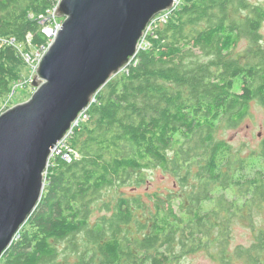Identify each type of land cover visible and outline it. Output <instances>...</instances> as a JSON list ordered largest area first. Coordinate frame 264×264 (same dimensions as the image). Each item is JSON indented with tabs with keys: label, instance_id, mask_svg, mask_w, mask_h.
Listing matches in <instances>:
<instances>
[{
	"label": "trees",
	"instance_id": "1",
	"mask_svg": "<svg viewBox=\"0 0 264 264\" xmlns=\"http://www.w3.org/2000/svg\"><path fill=\"white\" fill-rule=\"evenodd\" d=\"M52 7L0 0V101L28 70L17 47L47 45L40 21ZM263 22L264 4L181 0L151 23L68 137L77 158H50L40 202L0 264H170L198 252L217 264H264V227L253 223L264 214V174L246 178L247 159L216 138L237 129L252 102L264 110ZM241 40L247 49L235 55ZM249 156L264 164V140ZM156 169L178 190L138 193ZM242 222L253 242L233 246Z\"/></svg>",
	"mask_w": 264,
	"mask_h": 264
},
{
	"label": "water",
	"instance_id": "2",
	"mask_svg": "<svg viewBox=\"0 0 264 264\" xmlns=\"http://www.w3.org/2000/svg\"><path fill=\"white\" fill-rule=\"evenodd\" d=\"M174 0H60L31 97L0 113V258L40 202L52 150Z\"/></svg>",
	"mask_w": 264,
	"mask_h": 264
},
{
	"label": "rangeland",
	"instance_id": "3",
	"mask_svg": "<svg viewBox=\"0 0 264 264\" xmlns=\"http://www.w3.org/2000/svg\"><path fill=\"white\" fill-rule=\"evenodd\" d=\"M254 4H264V0H249ZM63 21V19H60ZM49 24V23H48ZM260 34L262 37V45L264 47V22L260 29ZM248 46L246 40H241L237 46L234 48V54L242 55ZM35 48L30 49L25 52H34ZM36 73L28 70L25 73V82L22 85L15 87L16 89L0 101V111L7 107H13L16 104L23 103L27 101L34 89L32 87V81L35 79ZM115 77V76H114ZM240 81L235 84L234 91L240 92ZM217 139L225 140L233 145L235 150H238L239 155L242 158L247 159V166L245 171V177L250 178L256 172L261 171L264 174V164L262 160L258 157H250L252 151L258 152L260 150L262 142L264 140V110L256 102H252L249 107V115L244 119L241 125L235 130H219L216 134ZM125 192L129 193L131 190L128 187L123 189ZM178 187L175 179L168 173L164 174L161 169H156L148 172V182L142 185L141 188L137 190L138 193L144 194L148 193H159L161 195L167 196L169 192L177 191ZM145 202L148 201L144 198ZM174 208L177 210V203L174 204ZM210 206H206L205 209L208 210ZM99 213L95 212L94 220ZM253 220V223L257 227H264V214ZM249 224L236 223L233 227V246L244 245L250 246L254 239V233L251 231ZM60 248L63 244L58 245ZM170 264H217L210 260L205 254L198 252L190 255H186L179 259L178 262H172Z\"/></svg>",
	"mask_w": 264,
	"mask_h": 264
},
{
	"label": "built area",
	"instance_id": "4",
	"mask_svg": "<svg viewBox=\"0 0 264 264\" xmlns=\"http://www.w3.org/2000/svg\"><path fill=\"white\" fill-rule=\"evenodd\" d=\"M50 1L53 2V7L50 10L46 11V14L42 17V19L40 21V24L42 25V32L48 38L47 45L36 47L34 52H25V51L22 50V48L20 46L17 47L18 51L20 52L21 56L23 57L25 63L27 64V66L29 67L31 72H33V73H35L36 68L38 66V63L40 62V60L42 59L44 53L46 52L47 47L49 46V44L51 43L52 39L54 38L56 33L61 29V26H62V21H60V19L56 16V11H55L57 6H58V4H59V2H60V0H50ZM180 2H181V0H174L173 7H172L171 10L165 11V12L157 15L151 21V23L165 22L168 19V16L171 14V12L174 11L178 7ZM151 23L149 24V26L151 25ZM149 26H148L147 30L149 29ZM143 38H144V36H143ZM143 38H142V40H141V42L139 44V49L142 48V44H143V40H144ZM8 43L10 45H14L15 46L14 40H12V39L10 41H8ZM133 59L131 61H133ZM126 68L123 71H125ZM24 82H25V79H23L22 82H19L16 85V87L19 86V85L24 84ZM86 119H87V114H86V110H85L79 115V117L73 123L72 130H73V128L78 127V125L80 123L84 122ZM72 130H71V132H72ZM71 132L65 137L64 140L60 141L57 144V146L52 150L51 157L55 156V155H61L62 158L68 163H71L75 158H77V154L72 149L67 147V144H66V141H67L68 137L70 136Z\"/></svg>",
	"mask_w": 264,
	"mask_h": 264
}]
</instances>
